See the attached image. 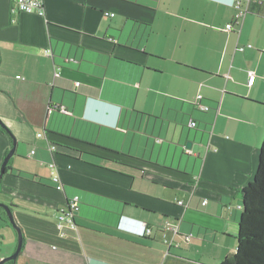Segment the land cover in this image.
Returning a JSON list of instances; mask_svg holds the SVG:
<instances>
[{"label":"crops","instance_id":"0c3cea01","mask_svg":"<svg viewBox=\"0 0 264 264\" xmlns=\"http://www.w3.org/2000/svg\"><path fill=\"white\" fill-rule=\"evenodd\" d=\"M230 1L42 0L39 15L0 0V119L17 141L0 201L23 233L14 264L234 254L264 138V107L251 102L264 103V13L238 20ZM11 147L0 129V166ZM74 197L71 228L59 217ZM141 223L150 234L130 231Z\"/></svg>","mask_w":264,"mask_h":264},{"label":"trees","instance_id":"16d2710c","mask_svg":"<svg viewBox=\"0 0 264 264\" xmlns=\"http://www.w3.org/2000/svg\"><path fill=\"white\" fill-rule=\"evenodd\" d=\"M123 1L145 8H152L157 0ZM251 11L257 14H263L264 2H252L249 6V12ZM251 102L264 107V103L257 101ZM194 105L196 107V102ZM190 120L196 123L195 119L191 118ZM0 129L7 133L4 128L0 127ZM32 178L35 177L33 176ZM240 194L241 215L238 220L236 250L231 257L224 259L220 264H264V138L260 146L255 174L251 181L242 188ZM0 212L5 215L2 208H0ZM14 263L15 260H12L5 264ZM188 264L191 263L188 262Z\"/></svg>","mask_w":264,"mask_h":264},{"label":"built area","instance_id":"2783aa9c","mask_svg":"<svg viewBox=\"0 0 264 264\" xmlns=\"http://www.w3.org/2000/svg\"><path fill=\"white\" fill-rule=\"evenodd\" d=\"M11 1L13 4V10L14 11L36 12L39 15H43V13H44L42 0H11ZM252 2H253V0H231L228 4L237 10L236 17L238 18V20H242L245 17L246 13L248 12L249 6ZM105 15L112 16L113 14L105 13ZM230 28H231V24L225 25V29L228 30ZM46 55H49V56L51 55L49 50L46 51ZM56 76H57V73H56ZM254 79H255V74H254V72L250 71L248 73V84L252 85V83L254 82ZM196 104H197L196 107L201 111L209 110V107L205 104H202L200 101H198V102L196 101ZM55 110H56L55 107H51L48 110V113L50 114ZM59 110L62 112L65 111L62 108H59ZM189 126L191 128H194L196 126V123L194 121L190 120ZM37 136L41 137L42 133H38ZM53 149H54V147L51 148V150H53ZM33 153H34V151H31V154H33ZM49 166L51 167V169H53L52 174H51V181L53 184H55L56 190L61 191L63 189V187L61 184L60 177H59L58 173L56 172V167L52 163ZM203 204H206V201H203ZM78 211H79V200L77 197H74L68 203V210L61 213V215L59 217L60 222L68 221L71 224L70 227L73 228L74 227L73 214L78 212ZM58 228L60 229L59 226H58ZM130 231H132L133 233L140 235V236L148 235L151 233V230L149 228H147L144 224L141 225L139 230H130Z\"/></svg>","mask_w":264,"mask_h":264},{"label":"water","instance_id":"95a60500","mask_svg":"<svg viewBox=\"0 0 264 264\" xmlns=\"http://www.w3.org/2000/svg\"><path fill=\"white\" fill-rule=\"evenodd\" d=\"M0 127L4 128L7 131L8 135L12 139V147L7 152V154L4 156L3 161L1 163V166H0V180H1L4 173H5V169H6V166L9 162L10 158L15 153L17 141H16L15 137L11 134V132L2 123L1 119H0ZM190 147H191V142L188 141L186 143V148L189 149ZM0 208H2L4 210L6 216L8 217V220L13 225V227H15V229L17 230V233H18V242H17L16 248H15V251L13 252L12 255L5 257V258L0 260V264H5L6 262L15 260L18 256V254L21 252L22 246H23V233H22L20 226L17 224V222L15 220V216H14V213H13L10 205L5 204V203H0Z\"/></svg>","mask_w":264,"mask_h":264},{"label":"rangeland","instance_id":"374dc122","mask_svg":"<svg viewBox=\"0 0 264 264\" xmlns=\"http://www.w3.org/2000/svg\"><path fill=\"white\" fill-rule=\"evenodd\" d=\"M3 197L0 196V199ZM0 203H2L0 201ZM2 215V217H1ZM18 242V233L15 227L10 223L8 217L0 212V260L13 254ZM12 249L9 255L3 256ZM2 256V257H1Z\"/></svg>","mask_w":264,"mask_h":264}]
</instances>
